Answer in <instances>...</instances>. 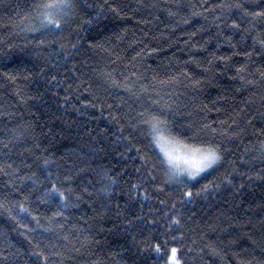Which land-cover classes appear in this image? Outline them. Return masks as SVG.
<instances>
[{
	"label": "trees",
	"instance_id": "1",
	"mask_svg": "<svg viewBox=\"0 0 264 264\" xmlns=\"http://www.w3.org/2000/svg\"><path fill=\"white\" fill-rule=\"evenodd\" d=\"M46 2L0 0V264H264V0Z\"/></svg>",
	"mask_w": 264,
	"mask_h": 264
},
{
	"label": "snow or ice",
	"instance_id": "2",
	"mask_svg": "<svg viewBox=\"0 0 264 264\" xmlns=\"http://www.w3.org/2000/svg\"><path fill=\"white\" fill-rule=\"evenodd\" d=\"M45 9V20L47 24H55L56 27H59V23L56 22V17L60 15L64 9L70 7L67 0H48L43 5ZM248 13H245L247 15ZM264 17V12H255L253 13V18ZM236 27V25H233ZM149 123L153 132V141L156 146L159 148L160 152L163 154L169 167L179 168L180 162L183 161L188 165L184 171H186L189 177L195 180L200 172H203L204 169L209 168L217 160H220L221 157L217 155V152L214 149H201V148H191L179 141H175L167 138L163 135L159 125L163 123L158 121L155 117H152L151 120L145 121ZM191 153V155H189ZM195 153H200L201 157L197 159ZM3 171V169H0ZM56 189L52 190V193H55ZM50 193V195L52 194ZM60 195H63L62 193ZM191 196V193H188ZM26 211V210H25ZM173 264H177L175 261L176 250L173 249Z\"/></svg>",
	"mask_w": 264,
	"mask_h": 264
},
{
	"label": "clouds",
	"instance_id": "3",
	"mask_svg": "<svg viewBox=\"0 0 264 264\" xmlns=\"http://www.w3.org/2000/svg\"><path fill=\"white\" fill-rule=\"evenodd\" d=\"M67 2H68V4L70 5V7H71V2H72V0H67ZM70 7H68V8H70ZM44 8V7H43ZM45 10V9H44ZM41 19H42V21H43V23L44 24H47V21L45 20V18L44 17H41ZM56 22L58 23V20L56 19ZM49 25V24H48ZM60 25V24H59ZM51 26H54V27H56L55 26V24H51ZM107 83L109 84V87H119L120 85L118 84V82L117 81H115V79H112V80H110V81H107ZM125 90L126 91H129V92H132V89L131 88H129V87H126L125 86ZM133 95H136V93H132ZM209 148H211V149H214L216 152H217V155L218 156H220L221 157V155H220V153H219V150L218 149H215L214 147H206V148H201V149H205V150H207V149H209ZM162 154V153H161ZM163 155V154H162ZM189 155H191V153L189 154ZM195 155H196V157H197V159H199L200 157H201V154L200 153H195ZM164 157V156H163ZM164 159H165V157H164ZM165 161H166V163H167V160L165 159ZM220 161H221V159L220 160H217L214 164H212L209 168H206V169H204V171L203 172H200L199 174H198V176H201L202 174H204V173H206V172H208L210 169H212L214 166H216V165H218L219 163H220ZM168 164V163H167ZM169 166V165H168ZM188 167V165L187 164H185L183 161H181L180 162V166H179V168L177 169V168H174V169H176V171H177V174L178 175H181V176H183V175H186L187 177H188V179L189 180H193V179H191L190 177H189V175H188V173L186 172V171H184V169H186Z\"/></svg>",
	"mask_w": 264,
	"mask_h": 264
},
{
	"label": "rangeland",
	"instance_id": "4",
	"mask_svg": "<svg viewBox=\"0 0 264 264\" xmlns=\"http://www.w3.org/2000/svg\"><path fill=\"white\" fill-rule=\"evenodd\" d=\"M161 131H162V130H161ZM162 133H163V135H165L167 138H169L168 135H166L165 132L162 131ZM169 139H171V138H169ZM155 145H156V144H155ZM157 148H158V147H157ZM158 149H159V148H158ZM159 151H160V150H159ZM160 153H161V152H160ZM167 165H168V164H167ZM168 167H169V166H168ZM214 167H215V166H214ZM214 167H213V168H214ZM213 168H212V169H213ZM212 169H210V170H212ZM169 170L171 171V176L174 177L175 179H185V180L188 181V182L195 181V180H197L198 178H200L202 175L205 174V173H204V174H202L201 176H197V178H196L195 180H189L188 177H187L186 175H183V176L178 175L176 169L169 167ZM210 170H209V171H210ZM209 171H208V172H209ZM206 173H207V172H206ZM179 181L181 182L182 180H179ZM183 181H184V180H183Z\"/></svg>",
	"mask_w": 264,
	"mask_h": 264
}]
</instances>
